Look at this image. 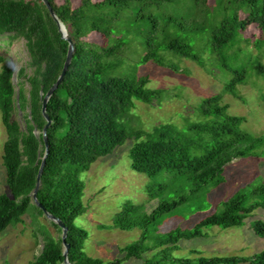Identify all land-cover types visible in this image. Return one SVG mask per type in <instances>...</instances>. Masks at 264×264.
<instances>
[{
    "label": "trees",
    "instance_id": "trees-1",
    "mask_svg": "<svg viewBox=\"0 0 264 264\" xmlns=\"http://www.w3.org/2000/svg\"><path fill=\"white\" fill-rule=\"evenodd\" d=\"M65 24L75 50L69 70L47 103L51 124L47 129L48 150L37 199L68 228V259L71 264H122L131 258L141 260L147 252L166 250L144 264H264V251L252 257H201L178 259L167 251L182 240L204 236V230H223L244 226L255 212L264 211V180L239 189L218 211L192 229L180 227L160 233L165 218L183 205H195L225 182L226 166L237 158L262 156L264 135L246 132V118L230 115L223 105L225 94L243 100L239 87L248 83L250 72L264 81L261 56L237 63L242 33L257 25L262 32L255 41L264 48V0H220L216 10L221 20L211 16L209 0H48ZM202 14L208 27L195 20ZM99 34L105 44L90 43L86 38ZM13 34L23 38L31 56L32 76L26 69L17 75L4 66L0 72V114L8 139L4 145L3 165L11 195H0V235L12 225L23 222L32 208L31 193L45 151L42 131L47 122L42 114L45 94L57 81L67 56L68 43L41 0H0V36ZM136 39L144 48L141 64L154 63L179 71L168 59H187L206 67V54L232 75L223 92L203 100L196 108L200 120H186L183 127L161 124L151 132L133 131L123 118L135 101L146 104L164 101L168 91L147 87V76L136 72L115 74L123 65L118 50ZM200 44L197 46V42ZM250 43L251 41H247ZM230 52H233L230 54ZM264 101V94H263ZM19 108L27 119L26 128L12 120ZM145 137V140H141ZM131 139L132 169L149 178L148 192L158 198L150 214L140 213L126 204L113 219L115 229L142 232L140 239L121 249L124 259L105 262L85 251L89 232L76 224L87 212L83 202L85 184L81 173L102 157H107ZM167 196V199H163ZM52 225L59 228L55 224ZM257 236L264 238V217L252 221ZM62 239L49 236L34 264H64Z\"/></svg>",
    "mask_w": 264,
    "mask_h": 264
},
{
    "label": "rangeland",
    "instance_id": "rangeland-1",
    "mask_svg": "<svg viewBox=\"0 0 264 264\" xmlns=\"http://www.w3.org/2000/svg\"><path fill=\"white\" fill-rule=\"evenodd\" d=\"M33 1V0H26ZM64 0H57L62 3ZM101 1V0H97ZM220 0H209L211 16L221 20L222 15L216 10ZM228 7L230 0H223ZM74 7L79 0H72ZM199 25L208 27V20L198 14L195 20ZM262 32L257 25L250 26L242 33L240 44L236 49L241 51L239 64L248 59L261 56L264 63V48L259 51L255 41L261 39ZM86 40L97 45L105 44L101 35L93 33ZM247 41H251L248 43ZM200 41L197 42V46ZM123 65L115 73L126 75L136 72L138 77L147 76L150 89H164L168 91L164 101L154 100L150 104L135 101L133 109L124 116L123 121L133 131L151 132L161 124L173 123L183 127L186 120L198 121L196 108L204 99L223 92L225 85L232 75L218 66L217 61L209 53L206 54V67L187 59H175L168 56L179 67L178 72L169 68H162L154 63L141 64L145 54L140 42H132L118 50ZM233 52H230L232 54ZM31 56L27 41L14 38L13 34L0 36V72L4 66H10L15 71L14 84L19 89L17 75L21 69H26V75L32 76L35 69L31 67ZM246 85L239 87L243 100L225 94L222 101L228 107L230 115L242 116L246 122L242 129L255 135H264V81L250 72ZM25 114L17 108L12 120L18 122L22 129L26 128ZM8 139L6 129L0 114V195H11L7 185V173L3 165L4 145ZM143 137L141 140H145ZM136 143L131 139L125 145L117 148L107 157H102L89 165L81 173V180L85 184L83 202L87 212L76 220V224L89 232L85 251L89 257L111 262L124 259L121 249L140 239L142 232L121 231L113 226V219L122 211L126 204L140 209V213L150 214L161 201L152 198L148 192L149 178L132 169L130 150ZM225 182L212 190L205 198L195 205H183L173 212L171 217L165 218L160 227V233L170 232L178 227L192 229L196 224L218 211L223 202L228 201L239 189L249 183L264 180V153L262 156L237 158L229 163L224 171ZM163 199H167L165 196ZM264 211H257L249 218L244 226L223 230L213 227L204 230V236L193 240H182L177 246L168 249V253L178 259L196 260L201 257H252L264 251V238L256 235L251 227L254 220L262 219ZM51 236L55 240L62 239V231L52 225L44 214L32 208L23 217V222L9 226L0 235V264H34L42 253L46 239ZM166 247L154 249L143 255L141 260L134 258L124 260L122 264H144L154 258Z\"/></svg>",
    "mask_w": 264,
    "mask_h": 264
},
{
    "label": "water",
    "instance_id": "water-1",
    "mask_svg": "<svg viewBox=\"0 0 264 264\" xmlns=\"http://www.w3.org/2000/svg\"><path fill=\"white\" fill-rule=\"evenodd\" d=\"M41 1L47 7L50 15L52 16L54 21L57 23L59 32L62 36V39L68 43V51H67V56H66L64 65H63V69H62L57 81L48 90V92L45 94L43 101H42V114H43L44 119L47 122L46 126L44 127V129L42 131V135H43V138L45 141V151H44L43 157L41 159V164L39 166V171L37 174L36 186H35V189L33 190V192L31 193V198L33 200V204L43 212L44 216L49 221H51L53 224H55L56 226H58L61 229V231H62L63 255L65 258L64 264H71L69 262V259H68V254H69V249H70V245L67 243L68 228L58 217L49 213L45 209V207H43V205H41V203L37 199V192H38L39 188L41 187V176H42V173L44 170L46 156H47V150H48L47 129H48L49 125L51 124V120L47 114V103H48L49 99L51 98V96L53 95V93L55 92V90L58 88V86L62 83L67 71L69 70L70 64H71L73 56H74L75 46H74V42H73V40H72L68 30H67V27L59 19L56 12L54 11L51 3L48 0H41Z\"/></svg>",
    "mask_w": 264,
    "mask_h": 264
}]
</instances>
